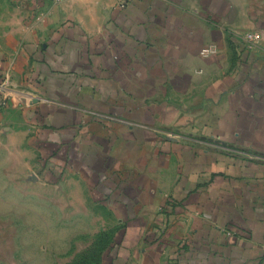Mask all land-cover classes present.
<instances>
[{
  "label": "crops",
  "instance_id": "0c3cea01",
  "mask_svg": "<svg viewBox=\"0 0 264 264\" xmlns=\"http://www.w3.org/2000/svg\"><path fill=\"white\" fill-rule=\"evenodd\" d=\"M2 96L7 160L115 229L99 264H264V0H0Z\"/></svg>",
  "mask_w": 264,
  "mask_h": 264
},
{
  "label": "rangeland",
  "instance_id": "374dc122",
  "mask_svg": "<svg viewBox=\"0 0 264 264\" xmlns=\"http://www.w3.org/2000/svg\"><path fill=\"white\" fill-rule=\"evenodd\" d=\"M8 155L0 148V264H99L115 232L92 225L102 212L76 210L74 186L48 193L38 157L19 165Z\"/></svg>",
  "mask_w": 264,
  "mask_h": 264
},
{
  "label": "built area",
  "instance_id": "2783aa9c",
  "mask_svg": "<svg viewBox=\"0 0 264 264\" xmlns=\"http://www.w3.org/2000/svg\"><path fill=\"white\" fill-rule=\"evenodd\" d=\"M53 1L61 2L64 0H53ZM243 39L246 41V43H248L250 48H253L262 39V32L249 31L243 35ZM216 49L217 48L215 46H208L203 49L202 53L204 55H207L209 53L215 52ZM7 104H8L7 97L5 96L0 97V127H1V117H2L3 111L7 107Z\"/></svg>",
  "mask_w": 264,
  "mask_h": 264
}]
</instances>
